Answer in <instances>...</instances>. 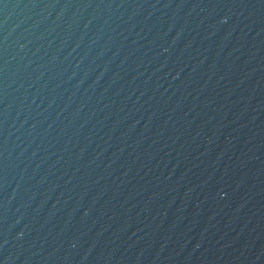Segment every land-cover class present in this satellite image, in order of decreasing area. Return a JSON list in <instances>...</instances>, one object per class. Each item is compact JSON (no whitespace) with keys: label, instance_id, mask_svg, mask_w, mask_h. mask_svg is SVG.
<instances>
[{"label":"water","instance_id":"95a60500","mask_svg":"<svg viewBox=\"0 0 264 264\" xmlns=\"http://www.w3.org/2000/svg\"><path fill=\"white\" fill-rule=\"evenodd\" d=\"M0 264H264V0H0Z\"/></svg>","mask_w":264,"mask_h":264}]
</instances>
